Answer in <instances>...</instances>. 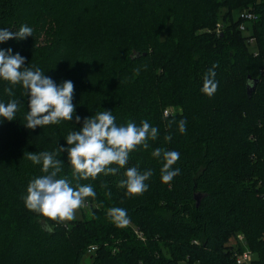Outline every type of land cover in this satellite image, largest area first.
Here are the masks:
<instances>
[{
  "label": "trees",
  "instance_id": "1",
  "mask_svg": "<svg viewBox=\"0 0 264 264\" xmlns=\"http://www.w3.org/2000/svg\"><path fill=\"white\" fill-rule=\"evenodd\" d=\"M244 11L257 19L244 22ZM22 25L33 36L0 49L58 85L71 80L76 108L72 121L28 129L30 97L22 85L10 97L0 80V102L21 101L15 120L0 118V264H84L87 254L89 264H237L246 249L248 263L264 264V0H0V29ZM213 65L218 89L209 97L201 88ZM104 110L117 125L148 120L159 136L116 176L80 181L96 194L84 204L91 218L56 224L29 211L27 186L43 173L27 152L69 147V132ZM158 147L180 153V174L168 184L163 160L152 156ZM67 156L56 157L58 178L71 179ZM135 166L153 175L130 197L117 185ZM113 207L126 209L127 224L108 216Z\"/></svg>",
  "mask_w": 264,
  "mask_h": 264
},
{
  "label": "clouds",
  "instance_id": "2",
  "mask_svg": "<svg viewBox=\"0 0 264 264\" xmlns=\"http://www.w3.org/2000/svg\"><path fill=\"white\" fill-rule=\"evenodd\" d=\"M33 36V29L22 25L18 31L0 29V43L11 39L25 40ZM26 58L19 53L13 54L11 48L0 49V80L10 84L5 93L14 97L13 87L22 85L26 96L30 97L24 125L28 129L35 130L38 126L59 124L61 121H72L76 106L73 104L74 83L71 80L62 81L59 85L39 68L25 67ZM218 65L204 76L203 94L212 97L218 89L216 73ZM252 81H249V86ZM21 101L10 99L7 103L0 102V118L8 121L15 120V114L19 110ZM79 123L81 117L75 116ZM185 119L178 123L179 132L186 134ZM170 126V125H169ZM159 129L152 126L148 120H142L138 126L133 121L126 125H117L116 117L112 111L104 110L96 112L91 117L84 118L83 126L78 131H71L66 136L69 147H60L59 152L28 153L26 158L34 165L42 164L43 175L30 180L24 203L29 211L42 216L56 224H66L76 219L77 211L84 206L86 198L95 197V191L90 184H81V180L97 179L104 176H116L121 169H125L130 159V154L140 147L149 149V140H156ZM166 142L172 140L170 134L164 136ZM67 152V159L72 168L71 179L68 176L58 178L62 172L63 161L56 157L59 153ZM25 156V155H24ZM154 158L162 159L161 180L170 183L180 174L179 168H173L180 158L177 151H169L164 148H156L152 151ZM153 175L151 169L139 170L138 166L127 167L123 173L124 178L117 185L126 189L130 197L143 195L149 185L146 183ZM73 181L76 183L73 185ZM107 187V185H102ZM110 197L111 193H106ZM108 216L117 226L127 224L126 209L113 207L108 209Z\"/></svg>",
  "mask_w": 264,
  "mask_h": 264
},
{
  "label": "built area",
  "instance_id": "3",
  "mask_svg": "<svg viewBox=\"0 0 264 264\" xmlns=\"http://www.w3.org/2000/svg\"><path fill=\"white\" fill-rule=\"evenodd\" d=\"M240 16L241 18L244 20V22H251V21H254V19L256 20L257 19V15H255L254 13H251V12H247V11H244L242 13H240ZM246 28V25L243 23L241 25V29L242 30H245ZM170 113L169 110H166L165 111V114L168 116ZM139 235L142 237L143 234L142 233H139ZM239 238L240 239H243V235L240 234L239 235ZM96 246L92 247V249H95ZM253 258V252H251L250 250L246 249L244 251H242L241 253L239 254H236V263L237 264H247L248 262H250Z\"/></svg>",
  "mask_w": 264,
  "mask_h": 264
},
{
  "label": "rangeland",
  "instance_id": "4",
  "mask_svg": "<svg viewBox=\"0 0 264 264\" xmlns=\"http://www.w3.org/2000/svg\"><path fill=\"white\" fill-rule=\"evenodd\" d=\"M235 20H238L239 18H240V16H239V12H236L235 13ZM169 111H171V109H168ZM91 208H89V207H86L85 205L83 206V207H81L78 211H77V213H76V219H81V218H91ZM75 219V220H76ZM71 221H69V222H67V224H69ZM236 241V239H234V241L233 242H235ZM90 257H89V255L87 254L85 257H84V259H83V262H84V264H89L90 263ZM247 264H250V263H247Z\"/></svg>",
  "mask_w": 264,
  "mask_h": 264
},
{
  "label": "water",
  "instance_id": "5",
  "mask_svg": "<svg viewBox=\"0 0 264 264\" xmlns=\"http://www.w3.org/2000/svg\"><path fill=\"white\" fill-rule=\"evenodd\" d=\"M257 80L254 82V83H252V85L251 86H249L248 88H247V91H248V95H249V97H251L252 95H253V93H254V91H255V88H257ZM197 199L198 200H200L199 198H198V196H197Z\"/></svg>",
  "mask_w": 264,
  "mask_h": 264
}]
</instances>
